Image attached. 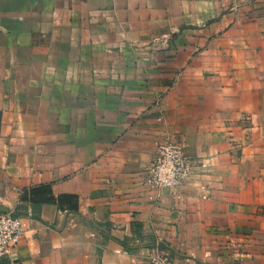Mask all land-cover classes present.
<instances>
[{
  "label": "crops",
  "instance_id": "0c3cea01",
  "mask_svg": "<svg viewBox=\"0 0 264 264\" xmlns=\"http://www.w3.org/2000/svg\"><path fill=\"white\" fill-rule=\"evenodd\" d=\"M168 139L193 167L160 193ZM0 206L16 264H264V0H0Z\"/></svg>",
  "mask_w": 264,
  "mask_h": 264
},
{
  "label": "built area",
  "instance_id": "2783aa9c",
  "mask_svg": "<svg viewBox=\"0 0 264 264\" xmlns=\"http://www.w3.org/2000/svg\"><path fill=\"white\" fill-rule=\"evenodd\" d=\"M233 13L238 11L234 5ZM186 145L183 140H166L156 147L155 156L146 170L144 184L158 192H174L188 180L193 162L186 155ZM205 197L209 191L205 190ZM23 235L20 217L11 211L0 213V262L9 259V264H16L11 259L18 248ZM148 264H169L166 253L154 248L147 259Z\"/></svg>",
  "mask_w": 264,
  "mask_h": 264
},
{
  "label": "trees",
  "instance_id": "16d2710c",
  "mask_svg": "<svg viewBox=\"0 0 264 264\" xmlns=\"http://www.w3.org/2000/svg\"><path fill=\"white\" fill-rule=\"evenodd\" d=\"M21 200L28 201L32 205L40 206L43 204H52V203H68L71 200V196L62 195L58 198H55L52 195L50 186L42 185L37 188H32L30 190H24L21 196Z\"/></svg>",
  "mask_w": 264,
  "mask_h": 264
},
{
  "label": "rangeland",
  "instance_id": "374dc122",
  "mask_svg": "<svg viewBox=\"0 0 264 264\" xmlns=\"http://www.w3.org/2000/svg\"><path fill=\"white\" fill-rule=\"evenodd\" d=\"M205 72H208V71H205ZM209 78H210V77H208V76H205V77L202 76L201 81L199 82V84H200L201 86L208 87L210 84L214 83L213 81H210ZM171 79H172V77H170V80H171Z\"/></svg>",
  "mask_w": 264,
  "mask_h": 264
},
{
  "label": "water",
  "instance_id": "95a60500",
  "mask_svg": "<svg viewBox=\"0 0 264 264\" xmlns=\"http://www.w3.org/2000/svg\"><path fill=\"white\" fill-rule=\"evenodd\" d=\"M7 212L8 210L6 208L0 206V213H7ZM157 249H159V247H157Z\"/></svg>",
  "mask_w": 264,
  "mask_h": 264
}]
</instances>
